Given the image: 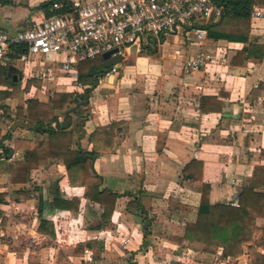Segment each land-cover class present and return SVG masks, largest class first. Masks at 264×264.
I'll return each mask as SVG.
<instances>
[{"label":"crops","instance_id":"0c3cea01","mask_svg":"<svg viewBox=\"0 0 264 264\" xmlns=\"http://www.w3.org/2000/svg\"><path fill=\"white\" fill-rule=\"evenodd\" d=\"M56 1L0 0V29L13 41L11 51L20 34L51 16L48 7ZM249 44L264 46V20L250 19L248 44L210 38L200 43L189 32H178L155 49L133 46L115 74L96 76L90 116L72 115L68 131L73 132V149L80 145L92 152L90 137L95 134L100 146L105 136L96 131L114 127L107 135L114 139L108 141L109 151L99 152L93 164L103 179L101 189L121 195L109 223L103 220V206L85 199L84 188L70 185L60 158L30 171L26 183H12L25 154L16 141L48 140L34 130L12 129L16 122L29 123L17 120L20 102L48 103L57 93L82 94L85 88L60 75L61 70L41 80L34 73L51 64L27 67L11 52L0 68V194L5 195L0 210L7 219L4 224L0 217V264H28L30 248L40 249L42 264H57L60 251L68 264H252L246 249L241 258L222 261L221 252H194L185 239L187 225L198 220L204 186L210 187V205H240L255 171L262 169L255 192L264 194V56L259 64L237 59ZM204 50L214 61L186 71V61ZM55 59L61 68L65 56ZM32 81L40 87L34 84L27 91ZM15 91L16 96L4 95ZM204 103L216 113H203ZM56 116L66 123L65 112ZM56 187L66 200L81 199L79 213L52 206ZM41 219L53 222L56 239L38 232ZM256 226L264 229V218ZM85 242L95 244L75 256L78 244ZM97 243L104 247L100 263L93 260Z\"/></svg>","mask_w":264,"mask_h":264},{"label":"trees","instance_id":"16d2710c","mask_svg":"<svg viewBox=\"0 0 264 264\" xmlns=\"http://www.w3.org/2000/svg\"><path fill=\"white\" fill-rule=\"evenodd\" d=\"M211 1L214 6L222 8L224 13L219 22L206 27L208 37L215 41L248 44L252 8L255 5H264V0ZM64 4V10L69 11L68 3ZM49 9L50 6L47 11L48 16L51 15ZM12 49V54L17 56L27 52L25 45H17ZM263 56L264 46L249 44L237 55V59L259 64L263 61ZM105 72L102 62L100 64H97V60L84 62L79 68V80L85 88L82 94L57 93L48 103L32 99L26 103L20 102L17 107V120L28 121L29 124L35 126L34 132L47 135L48 140L16 141L17 148L24 150L25 154L23 161L17 162L11 181L12 183H26L30 171L46 166L52 158H60L64 161L70 185L84 188L85 199L103 206L105 208L103 220L109 223L112 220L117 201L121 195L108 189H101L103 179L95 173L93 164L99 152L109 151L107 144L111 138L107 135L112 134L114 127L100 128L96 131V134L105 136L100 146L94 142L95 134L90 137V141L94 144L92 152L85 151L80 145L73 149V132L68 131L72 122V115L83 120L90 116L89 95L91 94V88L98 81L96 76ZM34 84L40 87L39 83L32 81L28 82L26 90L28 91ZM11 85L14 84L12 83ZM17 94L18 92L15 91L4 95L9 98ZM58 111H63L66 114V123L64 125H61L58 121L56 116ZM202 112L206 114L216 113L212 109L207 108L206 103L202 105ZM10 137L7 135L5 139ZM111 140L113 141L114 139ZM1 145L0 139V148L2 147ZM104 145H106V149L101 148ZM1 158L2 156H0V160ZM261 170L255 171L249 187L242 193L239 208L230 205H210L208 199L210 187L204 186L198 220L196 223L188 224L186 227L185 239L189 243L190 250L210 255H217L221 252L220 260L227 261L229 258H241L245 254L246 249L252 264H264V229L256 226L257 219L264 218V194L255 192L260 186L257 182L261 178ZM52 193L51 204L55 209L79 213L81 207L80 198L66 200L60 196L58 187L54 188ZM4 202L5 195L0 194V204H4ZM42 208L43 202L40 201V213L43 211ZM0 217L5 224L7 219L3 218L4 213L1 210ZM38 232L50 239H56L53 222L41 219ZM256 236L260 237L257 243L254 242ZM94 244L91 242L78 244L75 256H83L84 250L92 249ZM103 249V245L97 243V249L93 253V260L96 263L103 261ZM258 249L263 251V253L259 252ZM28 264H42L40 249H29ZM57 264H68V259L62 251L59 252Z\"/></svg>","mask_w":264,"mask_h":264},{"label":"built area","instance_id":"2783aa9c","mask_svg":"<svg viewBox=\"0 0 264 264\" xmlns=\"http://www.w3.org/2000/svg\"><path fill=\"white\" fill-rule=\"evenodd\" d=\"M64 3L69 11L64 10ZM49 11L50 17L32 24L14 41L27 47L17 59L27 66H46L48 62L51 68L33 72L37 78L53 79L61 73L79 88L81 63L114 50L124 56L129 46L157 48L163 39L178 32H189L202 43L209 38L206 27L219 22L224 13L211 0H60L52 3ZM250 19L264 20V8L255 5ZM12 44L0 29V68L8 61ZM59 56H65L61 68L55 67ZM213 61V55L204 50L186 61L184 69L199 71ZM116 72L114 67L108 73ZM232 206L240 207L239 203Z\"/></svg>","mask_w":264,"mask_h":264},{"label":"water","instance_id":"95a60500","mask_svg":"<svg viewBox=\"0 0 264 264\" xmlns=\"http://www.w3.org/2000/svg\"><path fill=\"white\" fill-rule=\"evenodd\" d=\"M104 61V69L106 71H111L116 65L120 64L123 61V56L118 54V50L112 52H107L102 56ZM17 128L34 130L35 126L27 122H16L12 129L16 130Z\"/></svg>","mask_w":264,"mask_h":264},{"label":"rangeland","instance_id":"374dc122","mask_svg":"<svg viewBox=\"0 0 264 264\" xmlns=\"http://www.w3.org/2000/svg\"><path fill=\"white\" fill-rule=\"evenodd\" d=\"M179 37H180V36H179ZM183 40H184V39H183ZM132 47H133V46H129V47L126 49L125 53H128L129 49L132 48ZM138 47H139V46H138ZM139 49H140V48H139ZM153 49H155V48H153ZM140 50H141V49H140ZM133 52H135V48L133 49ZM101 61H102L101 58H98V59H97V64H98V63L100 64ZM26 66H27V65H26ZM27 67H29V65H28Z\"/></svg>","mask_w":264,"mask_h":264}]
</instances>
